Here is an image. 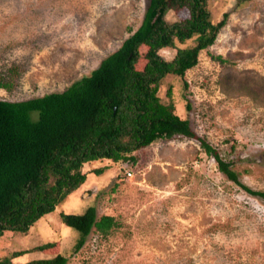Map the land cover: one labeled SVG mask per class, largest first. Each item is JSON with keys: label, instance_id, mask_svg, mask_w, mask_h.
<instances>
[{"label": "rangeland", "instance_id": "obj_1", "mask_svg": "<svg viewBox=\"0 0 264 264\" xmlns=\"http://www.w3.org/2000/svg\"><path fill=\"white\" fill-rule=\"evenodd\" d=\"M148 2L0 0V99L63 91L90 74L140 27ZM209 10L214 22L230 11L216 41L184 77L166 75L159 91L197 136L157 139L133 151L135 160L85 163L87 180L76 192L27 232L0 236L1 259L55 242L13 264L58 253L67 264H264V0L239 7L209 0ZM177 47L160 54L171 59ZM148 49L139 47L137 68ZM98 167L100 175L92 171ZM91 205L116 224L107 233L94 229L75 250L79 232L60 214Z\"/></svg>", "mask_w": 264, "mask_h": 264}, {"label": "trees", "instance_id": "obj_2", "mask_svg": "<svg viewBox=\"0 0 264 264\" xmlns=\"http://www.w3.org/2000/svg\"><path fill=\"white\" fill-rule=\"evenodd\" d=\"M248 1L235 0V5ZM183 9L189 10V16L167 19L170 11ZM229 13L214 22L209 0H149L140 27L90 74L63 91L20 101L0 99V236L7 231L27 232L76 192L87 180L85 163L105 158L135 160L133 151L157 139L196 137L190 120L176 113L173 101L162 100L160 87L166 75L184 77L198 63L201 51L214 44ZM191 39L194 44L177 47V42ZM141 45L149 49L140 69L136 63ZM165 47H177L173 58L160 54ZM167 94L171 97V87ZM202 143L208 152L214 150L208 142ZM92 171L100 175L104 170ZM60 215L79 232L75 250L83 247L94 229L107 233L116 224L111 215L98 217L92 205L83 213ZM54 244L15 251L0 258V264H13V257ZM21 264H67V257L58 253Z\"/></svg>", "mask_w": 264, "mask_h": 264}, {"label": "built area", "instance_id": "obj_3", "mask_svg": "<svg viewBox=\"0 0 264 264\" xmlns=\"http://www.w3.org/2000/svg\"><path fill=\"white\" fill-rule=\"evenodd\" d=\"M130 173V172H129Z\"/></svg>", "mask_w": 264, "mask_h": 264}]
</instances>
